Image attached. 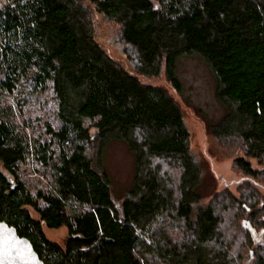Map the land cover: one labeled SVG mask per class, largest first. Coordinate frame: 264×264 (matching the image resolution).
Returning a JSON list of instances; mask_svg holds the SVG:
<instances>
[{"label":"trees","instance_id":"16d2710c","mask_svg":"<svg viewBox=\"0 0 264 264\" xmlns=\"http://www.w3.org/2000/svg\"><path fill=\"white\" fill-rule=\"evenodd\" d=\"M94 11L121 27L137 75L164 73L180 95V60L205 62L225 111L210 134L242 154L238 195L202 194L181 107L104 51ZM48 96L53 121L31 126L26 109ZM112 141L134 157L119 202L104 165ZM263 191L264 0H4L0 220L45 264H264ZM44 226L66 228L65 246Z\"/></svg>","mask_w":264,"mask_h":264},{"label":"rangeland","instance_id":"374dc122","mask_svg":"<svg viewBox=\"0 0 264 264\" xmlns=\"http://www.w3.org/2000/svg\"><path fill=\"white\" fill-rule=\"evenodd\" d=\"M3 4L4 0H0V8ZM92 18L95 40L115 62L127 72L136 75L143 84L164 88L178 102L190 133L191 151L204 170V181L200 190L202 194L209 197L208 200L225 190L238 195L246 177L234 168V159L242 154L239 148H227L210 134V125L217 123L225 111L216 99L215 78L205 62L198 57H184L180 60L178 75L183 83V94L180 95L173 89L164 73L159 77L137 75L134 63L129 58L131 52L122 42L121 27L97 11L93 12ZM49 97L34 102V105L26 109L24 118L28 119L31 126L41 127L44 123L53 121L54 107ZM91 132L94 133L95 130L92 129ZM104 165L112 183L113 197L119 202L131 188L134 157L125 143L112 141L105 149ZM25 173L31 185L36 186L42 182L41 175L36 170L28 169ZM44 233L49 241L65 246L68 238L66 228L49 229L44 226ZM250 256L253 257V252Z\"/></svg>","mask_w":264,"mask_h":264},{"label":"water","instance_id":"95a60500","mask_svg":"<svg viewBox=\"0 0 264 264\" xmlns=\"http://www.w3.org/2000/svg\"><path fill=\"white\" fill-rule=\"evenodd\" d=\"M243 226L254 236L255 230L249 221ZM0 264H45L38 256L31 242L21 237L14 227L0 220Z\"/></svg>","mask_w":264,"mask_h":264}]
</instances>
